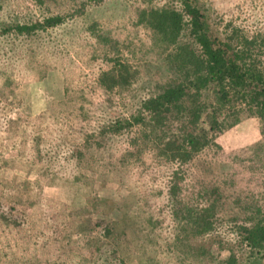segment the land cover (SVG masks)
Here are the masks:
<instances>
[{
    "label": "trees",
    "instance_id": "16d2710c",
    "mask_svg": "<svg viewBox=\"0 0 264 264\" xmlns=\"http://www.w3.org/2000/svg\"><path fill=\"white\" fill-rule=\"evenodd\" d=\"M93 1L99 0H81L76 5L85 9ZM73 6L57 0H31L26 10L19 11L11 0H0V86L40 68L58 67L67 43L53 38L49 29L70 18ZM261 10L260 24L249 31L231 22L218 26L208 3L202 0H171L162 5L144 2L133 22L153 36L152 49L160 58L153 72L162 78L153 79L143 65L134 66L119 57L110 66L98 65L96 83L88 89L101 88L102 93L91 97L92 111L79 103L53 112L51 121L35 132L32 128L26 131L27 146L13 143L5 149L1 143L15 111L4 110L0 100V228L21 227L25 234H31L34 218L33 211L22 207L25 200L16 197L17 192L4 182L6 151L27 147L31 165L37 162L38 172L51 176L69 177L67 168H78L71 175L73 179L81 175L78 163L85 162L84 167L104 150L114 156L112 163L128 165L134 163L136 151L128 144L137 148L149 145L158 156L174 162L160 190L163 208L172 219L169 235L162 239L169 254L180 263L190 256L192 264H201V258L214 264H264V191L236 204L237 210L229 206L227 194L212 178H191L195 158L211 150L208 148L218 135L243 116L256 115L264 122V7ZM86 31L89 38L109 40L110 35L104 33L108 29L97 20L89 23ZM116 92L121 94V104L129 105L122 112L115 108ZM127 95L128 102L123 98ZM24 130L21 128L20 134ZM71 132H77L79 142L70 137ZM119 136L128 143L114 148ZM48 217L38 219L46 221L42 228L49 227L51 235H46L47 230L41 235L58 241L61 228L48 224ZM161 225L154 224L155 228ZM112 229L106 224L98 235L110 236ZM151 233L157 236L156 231ZM4 245L10 246L0 245V264H39L26 256H15L14 247L7 250ZM58 258H47L46 264H65ZM73 260L70 264L95 261Z\"/></svg>",
    "mask_w": 264,
    "mask_h": 264
},
{
    "label": "rangeland",
    "instance_id": "374dc122",
    "mask_svg": "<svg viewBox=\"0 0 264 264\" xmlns=\"http://www.w3.org/2000/svg\"><path fill=\"white\" fill-rule=\"evenodd\" d=\"M146 1L99 0L84 9L76 5L81 0H57L66 6L75 4L70 18L49 29L53 38L67 43L58 59V67L41 71L40 68L14 83L0 86L3 109L13 108L15 111V117L1 138L5 149L13 143L27 146L26 131L32 128L35 132L43 123L51 121L53 112L62 111L68 105L82 103L86 110L92 111L91 97L102 93L101 88L95 91L88 89V85L96 83L95 69L98 65L110 66L119 57L131 65H143L153 79L162 78L161 74L153 72L156 60H160L156 57V49H152L153 36L133 22L138 16V8ZM170 1L149 0L154 5ZM202 1L208 3L213 18L217 20L215 23L220 27H225L224 22H231L233 26L253 31L262 20L264 0ZM11 4L24 11L31 0H11ZM94 20L110 31H104L110 35L109 40L87 36V25ZM120 98L119 92L113 96L115 108L122 112L129 105L123 106ZM123 98L128 102L130 97ZM21 128L26 129L24 137L20 134ZM69 135L80 141L77 132ZM126 142L119 136L115 138L113 147H124ZM215 142L208 148L211 150L197 155L191 178L194 181L212 178L211 181L227 194L229 206L238 210L236 204L245 203L264 191V122L256 115L243 116L238 123L218 135ZM128 146L132 151L136 150L134 163H112L114 156L107 149L84 167L85 162L78 163L82 168L79 171L81 175L73 179L71 175L78 168H67L71 174L69 177L51 176L38 172L36 161L34 166L31 165L27 147L23 151L13 148L6 151L4 156L8 164L4 166L7 169L4 182L17 192L16 197L25 200L22 207L26 212L33 211L34 218L30 221L31 234H25V228L21 227L0 228V245L8 243L14 247L15 256L19 255L21 259L26 256L39 264H46L47 258L55 255L65 264L79 257L86 263L93 258L94 264H192L190 256L180 263L175 255L169 254L166 243L162 241L169 235L171 225L168 227V223L172 219L163 208L160 190L174 162L158 156L153 146ZM44 210L47 215H44ZM42 216H49L48 224L61 228L58 241L51 238L49 241L41 235L46 230V235H51L49 227L42 228L46 222L38 219ZM157 222L162 224V228H155ZM106 224L112 225L111 235L99 236ZM89 227L92 228L89 230ZM40 228L42 231L38 230ZM151 231H156L157 236ZM10 246L4 245L7 250ZM116 247L117 251H114ZM200 263L214 264L209 258H201Z\"/></svg>",
    "mask_w": 264,
    "mask_h": 264
}]
</instances>
